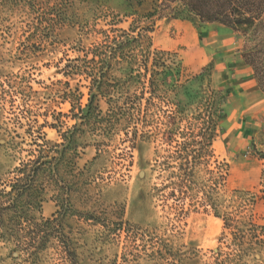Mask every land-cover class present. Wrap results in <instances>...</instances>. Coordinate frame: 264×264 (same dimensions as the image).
I'll return each instance as SVG.
<instances>
[{
  "label": "rangeland",
  "instance_id": "rangeland-1",
  "mask_svg": "<svg viewBox=\"0 0 264 264\" xmlns=\"http://www.w3.org/2000/svg\"><path fill=\"white\" fill-rule=\"evenodd\" d=\"M15 2L0 0V190H9L15 168L35 149L39 129L51 144H62L51 127L60 125L56 118L66 124L63 132L80 125L67 118L66 93L79 90L85 105L90 82L73 75L71 62L84 59L105 33L128 31L134 20L144 26L152 12L151 0H38L41 20L40 13L19 10ZM150 36L152 55L167 54L163 61L181 65L180 76L127 85L122 67L116 68L110 92L124 107L121 123L112 129L105 123L79 127L78 155L69 149L68 165L60 172L66 191L59 193L55 181L41 177V198L25 208L27 219L36 220L67 212L40 264H264V257L238 262L235 253L218 259V249L227 243L221 241L224 222L201 204L203 191L214 186L210 170L220 169L222 202L228 203L233 191L243 192L244 200H253L248 215L264 226V92L242 58L260 53L264 71V30L244 36L217 24L162 18ZM198 75L203 77L196 81ZM214 97L222 109L218 136L213 154L201 155L199 116ZM99 103L107 113V100ZM186 143L201 155V165L189 198H174L172 186L163 187L177 170L176 150ZM7 214H0V224L13 226ZM25 221L15 222L26 227L19 241L0 239V264H30L27 251L14 244L37 246ZM65 248L71 251L66 256Z\"/></svg>",
  "mask_w": 264,
  "mask_h": 264
},
{
  "label": "trees",
  "instance_id": "trees-1",
  "mask_svg": "<svg viewBox=\"0 0 264 264\" xmlns=\"http://www.w3.org/2000/svg\"><path fill=\"white\" fill-rule=\"evenodd\" d=\"M15 3H17L19 10L30 9L36 16L40 13L41 20L43 19V9L38 10V0H17ZM150 5L152 7L151 18L144 26L134 20L128 31L113 30V35L105 33L103 42L90 48L84 59H75L71 62L73 75H83L90 82L88 102L85 105L82 103L84 94L79 90H70L66 93L65 100L71 104L67 118L80 121V125L74 124L67 127V130L63 132L62 128L66 124L56 118L60 125L51 124V127L55 128L62 137V144H51L46 139V134L41 127L39 136L33 142L35 149L29 151L27 161H22L15 168L14 178L7 184L9 190H0V214L4 217L8 212L7 215L14 222L13 226L0 224V239L6 243H13L9 240L11 238L18 240L26 227L23 228L22 223L17 226L15 222L26 220L30 240L37 246L29 247L27 250L21 248L20 242H14V244L18 248L17 251H27L30 264H40L41 252L50 242L51 237L55 236L56 225L65 217L67 212L64 211V214H60V218L54 216L53 219L36 220L27 219L25 208L31 206L34 200L41 198L43 187L37 186L38 179L41 177L55 181L58 192L66 191L67 183L60 172L66 167L67 160L65 158H67L66 152H69V149L75 150V154L78 155L75 136L80 130L79 127L91 128L105 123L112 129L116 124L121 123L117 118L123 114L124 107L119 106L113 100V92H110V88L113 87L111 81L115 78L116 68L122 67L123 76L129 79L127 85L134 79L149 77L148 80L154 84L155 81L165 83L170 77L180 76L179 68L181 65L173 68L168 66L166 61H163V56L167 54L154 53L152 55L153 43L150 34L154 30L156 21L162 18H171L182 19L194 24H218L244 36L252 32L257 34L264 30V0H151ZM152 17L156 19L153 20ZM41 20L38 19V21ZM134 24H138V26L136 27ZM254 53H244L242 58L247 65L255 70V78L259 88L264 92V71L263 68H259L261 55L258 52ZM152 56L154 57L152 58ZM151 60L153 62L150 68ZM135 68H139L138 74H135ZM201 77L203 76L198 75L195 80L198 81ZM213 94L215 93L213 92ZM100 99L107 100V104L110 106L105 114L100 107ZM219 102L214 97L212 107L208 106L206 111L199 116L201 155L203 153L213 154L210 148L218 136V125L222 117ZM189 145V143L182 144L176 150L179 160L176 162L177 170L171 172L168 184L163 187L167 189L172 186L169 195L174 198L179 195L188 199L196 184L198 167L201 165L199 162L201 155L198 156L196 152L190 151ZM62 147L63 149H60ZM261 158L264 160V154L261 155ZM219 172L210 170V174L214 175L212 176L214 186L208 192L203 191L201 202L206 209L211 210L217 218L224 222V233L221 241L226 240L227 243L224 248L218 249L217 258L220 259L227 253L237 254L238 262L249 257H253L254 260H257V257L263 258L264 226L255 224L252 221V216L248 215L250 202L253 200L247 202L243 199L245 196L243 192L233 191L228 203L222 202L218 190L222 179L221 174L217 176ZM262 178L261 185L264 193V171ZM60 182L63 184L60 185ZM15 229H18V232ZM63 253L66 256L71 251L65 248Z\"/></svg>",
  "mask_w": 264,
  "mask_h": 264
},
{
  "label": "crops",
  "instance_id": "crops-1",
  "mask_svg": "<svg viewBox=\"0 0 264 264\" xmlns=\"http://www.w3.org/2000/svg\"><path fill=\"white\" fill-rule=\"evenodd\" d=\"M208 25H211V24H208ZM218 25V24H217ZM225 28V27H224ZM226 29H228V28H226ZM228 30H230V29H228ZM248 66V65H247Z\"/></svg>",
  "mask_w": 264,
  "mask_h": 264
}]
</instances>
